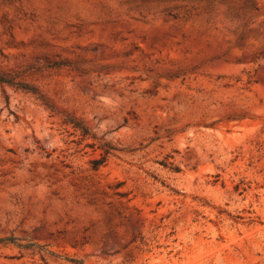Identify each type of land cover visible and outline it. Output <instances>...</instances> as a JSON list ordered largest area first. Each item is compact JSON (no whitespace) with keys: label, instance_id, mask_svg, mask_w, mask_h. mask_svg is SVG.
Returning <instances> with one entry per match:
<instances>
[{"label":"rangeland","instance_id":"rangeland-1","mask_svg":"<svg viewBox=\"0 0 264 264\" xmlns=\"http://www.w3.org/2000/svg\"><path fill=\"white\" fill-rule=\"evenodd\" d=\"M0 78V264H264V0H0Z\"/></svg>","mask_w":264,"mask_h":264},{"label":"trees","instance_id":"trees-1","mask_svg":"<svg viewBox=\"0 0 264 264\" xmlns=\"http://www.w3.org/2000/svg\"><path fill=\"white\" fill-rule=\"evenodd\" d=\"M0 82H5L4 80H2L1 78H0ZM22 89H25V90H27V91H33V90H31V89H29V88H26L25 86H20ZM33 93H35V92H33ZM74 127H79L77 124H74ZM82 129V128H81ZM82 131H84L83 129H82Z\"/></svg>","mask_w":264,"mask_h":264}]
</instances>
